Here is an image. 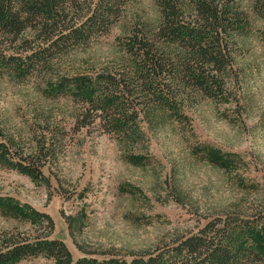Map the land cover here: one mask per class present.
I'll use <instances>...</instances> for the list:
<instances>
[{
  "label": "rangeland",
  "instance_id": "rangeland-1",
  "mask_svg": "<svg viewBox=\"0 0 264 264\" xmlns=\"http://www.w3.org/2000/svg\"><path fill=\"white\" fill-rule=\"evenodd\" d=\"M251 6L241 1L250 24L237 36L239 75L228 78V94L152 112L133 135L106 133L98 121L78 129L85 105L79 94L119 66L136 28L159 23L158 0L127 5L108 34L56 57L48 70L26 78L0 70L4 137L28 152L36 135L65 134L44 180L0 163V232L35 233L39 226L21 207L29 205L53 217L52 237L75 257L87 250L129 258L217 216L264 209V19ZM46 231L45 223L39 232ZM50 262L37 256L17 264Z\"/></svg>",
  "mask_w": 264,
  "mask_h": 264
},
{
  "label": "trees",
  "instance_id": "trees-1",
  "mask_svg": "<svg viewBox=\"0 0 264 264\" xmlns=\"http://www.w3.org/2000/svg\"><path fill=\"white\" fill-rule=\"evenodd\" d=\"M138 1L0 0V70L14 78L48 70L56 57L108 34L127 5ZM241 1L158 0L159 23L136 28L119 66L104 69L80 92L85 105L78 129L98 121L106 133L133 135L139 120L159 109L178 111L192 99L226 96L228 78L239 75L237 36L250 24ZM250 1L264 19V0ZM261 40L264 44V29ZM63 135L62 130L36 135L26 152L0 129V163L44 180L43 168L56 157ZM21 207L39 228L0 232V264L37 256L50 259L47 264H264V209L217 216L196 232L127 258L87 250L75 257L63 239L52 237L50 214ZM45 223L47 231L39 232Z\"/></svg>",
  "mask_w": 264,
  "mask_h": 264
}]
</instances>
